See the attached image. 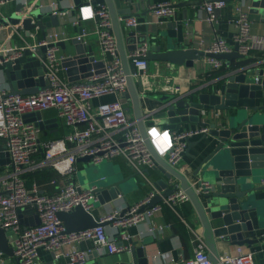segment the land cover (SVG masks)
I'll list each match as a JSON object with an SVG mask.
<instances>
[{"label":"built area","instance_id":"2783aa9c","mask_svg":"<svg viewBox=\"0 0 264 264\" xmlns=\"http://www.w3.org/2000/svg\"><path fill=\"white\" fill-rule=\"evenodd\" d=\"M35 0H0V17L5 19L2 9L12 5H21L19 14L27 17L36 9ZM94 0H85L81 8H90L92 15L86 19L96 22V34L103 53L105 64L104 72L94 74L84 82L70 83L62 79V60L60 57L61 42L70 40L63 32H49L45 38L37 43H29L20 32L21 25H11V31L0 48V138L6 141V151L9 153L14 168L6 167L0 171V229L12 231L14 234V256L19 264H37L39 251L42 248L52 252L57 261L66 264H85L92 250H83L80 244L85 241H94L98 250H105L109 254H119L130 248L125 244L130 240L127 229L140 225L150 220L157 212L163 211L167 206L174 211L184 203L190 201L189 196L180 188L163 204L143 210L157 195L156 191L148 195L143 201L127 207V212L120 216L121 210L106 214L97 220V227L79 232H67L64 223L59 218L60 212H71L82 207L93 214L94 202H99L96 187L84 190L76 181L78 173L77 163L80 158L90 157L91 162L100 165L104 160H114L123 157L139 174H144L146 169L156 166L149 152L141 132L135 122L130 120L127 111V79L123 63L118 55L117 41L113 33V22L110 12L105 5H94ZM226 0L214 2L206 1L204 9L207 12L206 21L212 25L219 21L218 12L226 8ZM42 10L52 15L64 16L68 10L60 11L57 2L40 5ZM234 44L227 39L216 36L206 50L213 56L207 61L214 69H221L224 63L215 58V55L228 54L234 51L236 45L238 52L244 58L251 57L253 52L264 51V37L254 36L252 21L245 4L237 7ZM175 14L171 2H160L152 7V15L163 24ZM160 20V21H159ZM80 21L78 20V23ZM81 23V22H80ZM128 27L140 29L151 24V20L132 17L124 22ZM8 26L0 25V31ZM22 38L20 43H15V35ZM87 36V32L83 37ZM78 38H81L80 36ZM46 46L45 78L50 87L33 95L12 94L3 79V65L22 56L26 49L35 51L38 47ZM149 48L144 45L133 52L132 77L136 81L145 79L149 62L146 56ZM168 91L179 94L178 86L169 85ZM108 96H115L111 102L94 106L95 100ZM55 109L66 125L72 129L71 133L59 140L43 142L42 130L35 121H26L25 116L37 112ZM220 116L219 111L208 113L203 111V122L207 126H198L184 131L171 133L168 149L160 153L168 162L179 168L187 150L188 142L192 139L207 135L210 124ZM154 130L155 128H150ZM150 131V130H149ZM154 141V140H153ZM41 154V158L37 156ZM53 168L59 175L52 185L59 187L54 195L42 193L41 188L34 184L31 188L26 185L22 174L40 168ZM209 184L198 181L195 185L197 192H206ZM93 201V203H91ZM32 207L40 219V224L35 227H26L21 223L19 210ZM109 222L117 234L111 237L104 223ZM164 227H152L150 231H163ZM196 248L192 258L184 264H213L207 245L203 238L197 237ZM223 264H256L254 253L222 257Z\"/></svg>","mask_w":264,"mask_h":264},{"label":"water","instance_id":"95a60500","mask_svg":"<svg viewBox=\"0 0 264 264\" xmlns=\"http://www.w3.org/2000/svg\"><path fill=\"white\" fill-rule=\"evenodd\" d=\"M42 1H34L36 9L32 10L27 17L19 14L22 6L17 5L16 12L7 19L0 20V25H21L26 30L40 28L44 34L47 29L59 26L60 16L42 10L40 8ZM73 1L76 9L68 12V15L73 17L72 21L81 22L76 16L77 10L82 8L86 2ZM252 1V12L260 13L264 17V0ZM129 2L133 4L134 0H129ZM205 2L206 0H178L174 8L197 10ZM93 4L105 5L110 12L118 55L123 63L127 79L125 98L131 103L136 125L154 159L155 168L163 175V178L156 183L157 190L161 194H157L143 210L162 203L179 188L183 190L189 196L202 223L203 238L212 263L223 264L217 243L222 242L230 247L253 245L256 240L245 237V232L254 229L255 212L264 219V212L257 211L254 202L257 192L264 190V177H261L264 171V97L258 98V92L263 91L264 95V69L253 67L230 72L221 79L220 83L200 93L192 94L189 100H179L170 96L161 97L157 102V108L147 116L152 117L158 123L149 127L142 109L139 84L132 77L133 58L130 55L139 47L147 45L149 52L146 59L149 63L160 61L177 66H190L196 60L213 55L187 46L185 36L187 15L183 20H179L178 13H175L174 19H168L160 25L157 33L152 36L149 34V26L147 27L148 33L143 34L142 31L130 28L124 23L132 17L147 19L152 13V8L141 6L139 11L135 12L133 6H126L125 0H94ZM60 11L64 12L66 9L60 8ZM80 22L79 25H81ZM83 35L84 29L80 26L79 36L81 38L72 39L75 54L62 60V66L66 69L70 83L81 82L94 74L104 72V61L97 58L92 46L85 41ZM59 45L65 48V42ZM46 51V46L38 47L35 51L26 49L22 56L3 65L12 94L33 95L50 87L49 81L45 78ZM214 57L228 64L235 59H244L239 54L237 45L233 52ZM128 110L130 108H127ZM203 111L222 113L210 124V132L203 136L201 141L193 142V146L201 143L205 145V156L194 172L187 175L179 168L172 166L159 153L149 130L163 127V130L170 131V133L178 132L188 122L198 126H207V123L202 122ZM25 120L35 121L42 131L51 127L50 121L44 120L41 112L26 115ZM206 138H211V140L207 143ZM189 142L192 145V142ZM5 144L6 141L0 138V168L13 169L14 164L6 151ZM189 150H186L184 155H187ZM78 162L84 164V172L88 176L87 169H89L91 158H80ZM93 172L98 174L99 171ZM199 180L209 184L210 187L206 192H197L195 185ZM126 181L127 179L117 181L101 177L91 182L88 181V183L96 187L98 203L106 204L119 199L120 196L125 197L126 192L123 185ZM168 181L174 182V185H169ZM259 204L263 205L264 199ZM29 211L36 212L32 207L19 210L22 225L26 227L39 225L40 219L36 213L30 221L23 219V215ZM126 212L127 208L122 209L120 216ZM58 216L69 233L99 225L95 216L82 207L71 212H60ZM109 224L107 222L103 225ZM147 243L148 240L144 241L140 247L137 245L132 247L130 264H149ZM0 249L8 254L13 251L9 244L7 231L4 229H0Z\"/></svg>","mask_w":264,"mask_h":264},{"label":"crops","instance_id":"0c3cea01","mask_svg":"<svg viewBox=\"0 0 264 264\" xmlns=\"http://www.w3.org/2000/svg\"><path fill=\"white\" fill-rule=\"evenodd\" d=\"M51 1L57 2L61 9H66L68 10V12L76 9L73 0H43L41 4L43 3L44 5H48ZM84 1L85 0H83V2ZM165 1L171 2L173 6L178 4V0H134L133 4L130 3L129 0H125V4L129 7L133 6L134 11L137 12L139 11L141 6L144 8H152L155 4ZM241 4H245V10L249 13L250 20L252 21L253 35L257 37H264V17L260 13L252 12V0L229 1L226 8L218 12L219 21L214 25L206 21L207 12L204 9V6H200L199 8H197V10L193 8H189L187 10L185 8L175 7V13H178L179 20H183L186 15L188 16L185 34L187 46L197 48L206 52L216 36H221L234 44V36L237 32V7ZM16 8V4H12L3 8L2 11L5 19L15 13ZM86 9H88V7H86L85 9L80 8L77 10L76 16L81 20V25H79L78 21H72L73 17L69 16L67 13L64 16H60L59 26L47 29L45 34L40 28L26 30L22 27L20 29V32L29 43H37L43 40L45 38V35L49 32L65 33L68 37H70V40L65 42V48L59 45V55L64 59L65 57L75 54V47L72 44V39L79 37L80 26H82L85 33L87 32L85 41L92 46L97 58L103 59L104 57L100 48L98 35L96 34V22L92 19H86ZM174 15L170 19H174ZM148 18L151 20V24L140 27L139 31H142L143 34H147V27L149 26V34L153 36L157 33V29L160 28V25H163L164 23H158V19L153 16L152 13L149 14ZM0 20H2L1 17ZM35 21L36 20H34V22ZM10 29L11 25H9L8 28L0 31V48L5 45L3 42L11 31ZM14 39L15 43H20L22 40V38H20L17 34L15 35ZM250 58L255 60H252V62H249L246 65L239 66L238 64L241 63V61L244 59H235L233 61H230V64L224 63V66L218 70L214 69L210 64H208V57L196 60L190 66H177L169 62L160 61L150 62L149 69L147 70L146 74L147 77L145 79L137 81L139 84V90L142 99V109L146 118V124L149 127L157 125L158 122H156L152 117L147 116H149V113L157 108V102L163 96L175 97L179 100H189V97L192 94L200 93L201 91L207 90L209 87L220 83L221 79L230 72H237L242 68L253 67L264 69V51L253 52L251 57L247 59ZM135 70L136 69L132 65V71ZM2 75L4 78L3 80L6 81V84L9 87L4 68ZM60 75L62 79L68 81L66 69L63 68V66ZM169 85L180 87V93L175 94L169 92L167 87ZM263 97V91L258 92V98ZM115 99V96H108L101 100H95L94 106L111 102ZM127 108H130V110H128L130 120L136 123L133 111L131 109V103L129 101H127ZM208 113L211 114L213 113V111H209ZM221 113L222 112H220V115ZM42 114L43 119L50 121L51 126L48 129L42 131V135H45L47 137L50 136L51 138L59 137L60 139H62L65 137V135L71 133L72 129L69 128L66 125L65 121L59 117L57 110H47ZM196 127H198L197 124L188 122L184 124L180 131ZM149 132L158 151L160 153H164L168 149L171 141L170 131L163 130V127H157L154 130L150 129ZM202 138L203 136L192 139V145L190 144V142H188L187 150L190 149L189 153L187 155H184L181 165L179 166V169L187 175H191L194 172L201 159L205 156V145H203V143L199 144L198 146H193V142H199ZM210 140L211 138H206L205 142L208 143ZM194 156H196V158ZM114 160L120 165V171L116 169L113 175H110L107 178L117 181L127 179V181L123 185L126 195L125 197L120 196L119 199L114 200L110 203H98L99 208L95 207L93 209V215L97 220H101V218H103L110 212L125 209L129 206L143 201L146 197H148L149 194L154 191L158 193L156 183L163 178L162 173L155 167L152 169H146L144 171V176L143 174H139L136 170H134V168L131 167V165L125 158L119 157ZM83 166V163L78 162L77 170L79 171V169ZM77 177L78 173L75 176V179L81 185ZM261 177H264V171H262ZM168 182L169 185H174V182ZM34 184H37L40 188H42V186H40L37 182H35ZM58 189L59 187L56 185L44 184L42 193L46 192L47 194H53L55 192H58ZM262 199H264V190L257 192V197L254 200L256 210L264 212V204H259ZM160 204H163V201ZM256 213L257 212H255L253 217L254 229L245 232V237L256 240V243L251 246L244 245L230 247L227 244L218 242L217 244L220 259L227 255L235 256L251 252L254 253L256 264H264V219H262L261 215H256ZM34 217L35 213L32 211H29L23 215V219L27 221H30ZM159 226H163L164 230L158 232L150 231L152 227ZM106 231L111 237H118L111 225H107ZM127 233L130 235V240L126 241L125 244L128 245L130 249L119 254H109L105 250H98L97 245L94 241L82 242L80 244V247L83 250H92L89 259L85 264H130L132 260V247L134 245L140 247L146 240H148L146 250L148 252L149 264H184L185 260L194 256L196 248L195 240L197 237L203 238L204 229L193 204L189 201L180 205L177 211H174L171 208L165 206L163 211L157 212L150 220L140 225L131 226L130 228H128ZM7 237L13 251L11 254H8L0 249V264H19L18 260L14 256L13 232L10 230L7 231ZM37 264H66V262L57 261L52 252L46 250L45 248H42L39 251V259Z\"/></svg>","mask_w":264,"mask_h":264},{"label":"trees","instance_id":"16d2710c","mask_svg":"<svg viewBox=\"0 0 264 264\" xmlns=\"http://www.w3.org/2000/svg\"><path fill=\"white\" fill-rule=\"evenodd\" d=\"M252 60H255V59L244 58V60H242L241 63H239L238 65L239 66L246 65L249 62H252ZM59 139H60L59 137L51 138L50 136L47 137L45 135H41V140L43 142L59 140ZM37 157L41 158V154H39ZM2 170H4V168H0V171ZM22 178L26 180V185L28 188H31L33 184L37 182L40 186H42L41 188V191H42L44 184L51 185L54 179H59L60 177L53 168L45 167V168H40L34 171L25 172L24 174H22ZM43 193L47 194L46 192H43ZM55 193L47 194V195H54Z\"/></svg>","mask_w":264,"mask_h":264},{"label":"rangeland","instance_id":"374dc122","mask_svg":"<svg viewBox=\"0 0 264 264\" xmlns=\"http://www.w3.org/2000/svg\"><path fill=\"white\" fill-rule=\"evenodd\" d=\"M87 167V166H86ZM89 167V169H87ZM86 168L88 170L89 175L87 176L86 172H84V166L81 167L78 171V180L83 186V189L86 190L88 189L91 185L88 184V180L94 181L95 179H99L101 177H108L110 175H113L115 170L120 171V165L116 163L115 160H104L102 164L100 165H95L94 163H90ZM98 170V174H95L93 171ZM93 203V201L91 202ZM99 208L98 202H94V208Z\"/></svg>","mask_w":264,"mask_h":264},{"label":"clouds","instance_id":"9594fccd","mask_svg":"<svg viewBox=\"0 0 264 264\" xmlns=\"http://www.w3.org/2000/svg\"><path fill=\"white\" fill-rule=\"evenodd\" d=\"M87 10H88V13H87L86 18H88V17H90L92 15L91 10L90 9H87Z\"/></svg>","mask_w":264,"mask_h":264},{"label":"snow or ice","instance_id":"6c2138e0","mask_svg":"<svg viewBox=\"0 0 264 264\" xmlns=\"http://www.w3.org/2000/svg\"><path fill=\"white\" fill-rule=\"evenodd\" d=\"M85 12L88 13V10L86 9Z\"/></svg>","mask_w":264,"mask_h":264}]
</instances>
